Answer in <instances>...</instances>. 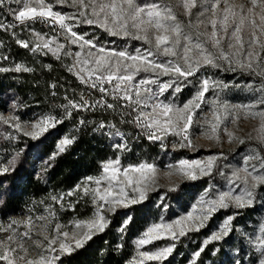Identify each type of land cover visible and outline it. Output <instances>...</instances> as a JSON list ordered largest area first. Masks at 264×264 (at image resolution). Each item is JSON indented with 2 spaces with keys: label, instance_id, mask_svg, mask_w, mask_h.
<instances>
[{
  "label": "snow or ice",
  "instance_id": "6c2138e0",
  "mask_svg": "<svg viewBox=\"0 0 264 264\" xmlns=\"http://www.w3.org/2000/svg\"><path fill=\"white\" fill-rule=\"evenodd\" d=\"M0 32V209L107 150L4 212L0 264H264V0H0Z\"/></svg>",
  "mask_w": 264,
  "mask_h": 264
},
{
  "label": "rangeland",
  "instance_id": "374dc122",
  "mask_svg": "<svg viewBox=\"0 0 264 264\" xmlns=\"http://www.w3.org/2000/svg\"><path fill=\"white\" fill-rule=\"evenodd\" d=\"M46 30V29H45ZM6 86V85H5ZM4 86V87H5ZM4 87L0 89V93L3 92ZM16 87V86H15ZM20 91V90H19ZM22 92V91H20ZM3 105L0 104V111H3ZM249 122H242L241 127L247 130ZM70 125L65 124L64 130H67ZM107 150L103 147L93 148L87 143L82 144V146H74L73 149L63 156L60 160L58 167L54 170H50V178L47 181V185L54 188H67L71 186L76 180L79 179L81 175L87 174L92 171L96 166V160L98 157L103 156ZM158 155V153H153ZM48 186L43 183H32L21 185L23 190H17L14 195L9 197V203L6 209H0V219H3L4 212L6 211L8 215H14L20 211L23 207L25 200L29 196L40 197L42 194L48 192ZM199 185H197V188ZM173 207H176L175 201H173ZM70 214V213H69ZM142 223V222H138ZM138 225H133V230L127 236L128 243L124 248L125 257L130 253L131 250V240L134 231ZM211 227V225H209ZM111 233L102 237L101 240H97L96 243L102 246L103 240H110ZM155 243V242H154ZM89 254H81L80 257L74 261V264H89ZM118 259L115 254H110L107 257L108 264H112Z\"/></svg>",
  "mask_w": 264,
  "mask_h": 264
},
{
  "label": "trees",
  "instance_id": "16d2710c",
  "mask_svg": "<svg viewBox=\"0 0 264 264\" xmlns=\"http://www.w3.org/2000/svg\"><path fill=\"white\" fill-rule=\"evenodd\" d=\"M0 39H7L6 35L2 32H0ZM12 56L10 57V60L14 57L17 60H27L29 62H31L32 57L22 48L17 47L14 43L12 44ZM45 62L51 63L52 60L51 58H46ZM55 75L59 76V75H65V73L62 70H58ZM10 74L6 75V74H2L0 73V89H2L4 87V89L11 83L10 81ZM69 79H72L71 77H68ZM25 83L19 87V90L22 92H28L30 91L29 88V84L28 81H31L33 79H35V77L30 76L25 74L23 77ZM41 80V84L43 85L44 81L49 79V76L47 74H45L43 77L39 78ZM16 85H13V87H15ZM73 86H76L75 82H73ZM43 91V89H41V92ZM33 95H35V93H32ZM87 143L89 146H92L94 149L95 148H99V147H103L99 142H94V139H90L88 136L85 135H81V138L79 140V142L76 144V146H82V144ZM195 239V237L193 238ZM189 247L191 248L192 245H189ZM114 264V262L112 263ZM173 264H183V257L179 255V253H177L176 255V259L173 262Z\"/></svg>",
  "mask_w": 264,
  "mask_h": 264
}]
</instances>
